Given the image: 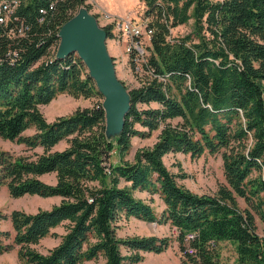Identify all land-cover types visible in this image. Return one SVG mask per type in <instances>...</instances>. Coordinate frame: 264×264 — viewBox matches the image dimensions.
<instances>
[{
  "label": "trees",
  "instance_id": "trees-1",
  "mask_svg": "<svg viewBox=\"0 0 264 264\" xmlns=\"http://www.w3.org/2000/svg\"><path fill=\"white\" fill-rule=\"evenodd\" d=\"M85 1L0 0V137L22 145L0 150V188L59 198L34 212H0L12 231L0 229V253L16 246L20 264H134L166 249L167 236H118V221L132 217L173 228L183 264H222L224 241L233 264H264V0H142L151 33L138 67L128 56L140 84L127 90L123 127L109 141L100 101L49 122L39 110L61 93L100 98L74 54H53L60 25L79 6L88 10ZM188 20V33L170 35ZM154 130L125 160L130 138ZM169 152L218 153L223 183L213 194L191 191L178 182L185 173L165 167ZM134 190L156 194L160 213ZM57 226L54 246L32 247Z\"/></svg>",
  "mask_w": 264,
  "mask_h": 264
},
{
  "label": "rangeland",
  "instance_id": "rangeland-1",
  "mask_svg": "<svg viewBox=\"0 0 264 264\" xmlns=\"http://www.w3.org/2000/svg\"><path fill=\"white\" fill-rule=\"evenodd\" d=\"M89 8L88 12L92 14L98 26L106 27L111 37L106 38L105 46L108 54L111 56L114 66L115 75L119 81L128 90L129 88L136 87L140 84L139 72L132 70L128 63V57L124 53L123 39L117 38L114 34L115 22L121 18H126L128 15L132 16L133 21L139 19L146 20L147 17L143 16L144 3L142 0H86ZM148 20V18H147ZM192 28V20L187 23L177 25L170 29L171 36H182L188 33ZM146 43V42H145ZM55 52V51H54ZM54 54V53H53ZM140 71V70H139ZM101 97L92 96L89 98H73L67 94H57L47 104L40 105L39 110L46 121H51L57 116H66L74 112L76 109L90 107L96 102L100 101ZM154 106L153 103L148 104ZM145 107V105L141 106ZM172 123L175 119L171 120ZM138 129H142L138 124L134 125ZM31 133V129H27L23 134ZM158 130H154L148 137H131L130 145L125 160H132L134 151L140 147L149 146L156 137ZM64 147V142H59L55 148L61 149ZM22 145L0 137V150L10 151L13 153H20ZM112 161L115 157L112 156ZM162 161L165 167L172 173L183 172L186 177L178 180L179 183L196 193L213 194L219 184H222L224 179L221 170V160L218 153L208 154L203 152L197 157H190L188 154L181 152H169L163 156ZM46 183L52 184L54 178L52 174H45L40 177ZM133 195L137 198L150 202L155 214H159L162 209V203L156 194L149 195L145 191L134 190ZM58 197H40L36 195H23L20 197H10L5 187L0 188V212L8 214L13 209L22 210L24 212H34L38 208H48L50 205L57 203ZM240 206L243 203L238 199ZM256 230L261 233L262 226L256 221ZM0 229L8 230L11 232L8 220H0ZM54 235H47L40 239L32 247L41 253L54 246L58 240L59 235L62 234L63 228L57 226L51 230ZM117 235L120 237L140 235L148 236L155 235L157 237H169V245L159 253L143 252L142 259L134 264H183V256L177 247L174 240L175 231L169 227L168 224H159L157 222H144L139 219L129 217L127 219L121 218L118 221ZM220 261L222 264H233L235 254L232 246L228 242L219 243ZM16 246L11 247L9 250L0 253V264H20L16 255ZM125 254L124 250H121ZM102 260L96 262H85L84 264H101Z\"/></svg>",
  "mask_w": 264,
  "mask_h": 264
},
{
  "label": "water",
  "instance_id": "water-1",
  "mask_svg": "<svg viewBox=\"0 0 264 264\" xmlns=\"http://www.w3.org/2000/svg\"><path fill=\"white\" fill-rule=\"evenodd\" d=\"M56 35L58 42L54 57L63 59L74 54L81 61L101 97L104 136L107 141L113 140L123 127L129 96L115 75L112 58L105 46V30L81 5L74 15L60 25Z\"/></svg>",
  "mask_w": 264,
  "mask_h": 264
},
{
  "label": "built area",
  "instance_id": "built-area-1",
  "mask_svg": "<svg viewBox=\"0 0 264 264\" xmlns=\"http://www.w3.org/2000/svg\"><path fill=\"white\" fill-rule=\"evenodd\" d=\"M114 31L117 38L121 37L123 39L124 53L128 57L132 52L134 55L132 60L135 62V66L138 67V61L143 59V45L149 40L150 29L146 27L143 19L133 21L132 16L128 15L126 18H121L115 22ZM186 251L190 253L192 249L187 247Z\"/></svg>",
  "mask_w": 264,
  "mask_h": 264
}]
</instances>
